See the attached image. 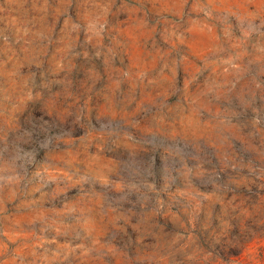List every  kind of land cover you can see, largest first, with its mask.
<instances>
[{
    "label": "clouds",
    "instance_id": "obj_1",
    "mask_svg": "<svg viewBox=\"0 0 264 264\" xmlns=\"http://www.w3.org/2000/svg\"><path fill=\"white\" fill-rule=\"evenodd\" d=\"M187 5L0 0L2 264L62 250L79 264H216L264 232V0ZM119 23L137 46L151 43L156 67L130 66L105 43ZM158 32L166 45L187 34L210 43L192 67ZM78 58L100 62L79 88L67 74ZM38 81L49 90L40 114L28 110L43 96ZM97 216L106 225L93 235Z\"/></svg>",
    "mask_w": 264,
    "mask_h": 264
},
{
    "label": "rangeland",
    "instance_id": "obj_2",
    "mask_svg": "<svg viewBox=\"0 0 264 264\" xmlns=\"http://www.w3.org/2000/svg\"><path fill=\"white\" fill-rule=\"evenodd\" d=\"M132 2H134V0H132ZM192 2L193 0H188V5L186 6L185 11H187L191 7ZM166 3L171 4L172 0H145V6L153 12L157 9L162 8ZM211 4L218 11H224L227 9H234L238 5H242L243 0H211ZM153 5H155V8L153 7ZM120 18L122 21L128 20V16L126 14H121ZM175 19L179 20V17H176ZM6 24V18L0 19V28H5ZM178 27L181 31L184 29L183 25H179ZM111 37H113V39L106 40L105 43L112 45L119 54L124 55L130 66H132L134 62H144L150 68L156 67L152 64L150 58L152 53L151 43L149 42L148 47L145 48L143 46V38H140V46H137L135 33L130 30L127 23L115 24L111 30ZM155 39L165 49L169 47L182 49L188 56L192 67H196L200 64L201 56L210 43V39L207 36H201L198 34H187V38L183 42L174 39L170 45L164 44V42L160 38L159 32L155 35ZM72 64V70L67 74L73 78L78 88L86 79L91 66L95 65L97 68L100 67V62L95 59H89L85 61L83 58H78L76 60H73ZM53 75L54 73H49L50 78ZM60 75L65 74L62 73ZM39 85L40 81L37 82L35 91L43 92V96L38 98L35 102H29L28 104V110L36 111L37 114H40L39 110L44 104L49 91L47 89H42ZM125 87H127V85ZM53 91H55V89H53ZM137 92L141 95L142 98H149L155 95V92L151 87L138 88ZM95 103L96 97L93 96L91 104ZM63 155L64 153L56 154L54 156V160L59 162L60 157H62ZM254 191H256L255 188ZM240 196L242 198L245 197L246 190H242L240 192ZM261 196H264V191H262L260 193V196L256 197L255 199L259 201ZM250 203V201H246L245 203V207L248 208L249 211L252 210L249 207ZM89 213L93 216H96L95 209L91 205L89 206ZM250 222L251 221L246 218L242 224V227L237 229V231L241 235H245L247 226L248 224H250ZM105 225L106 221H101L97 216L96 222L93 225V235H100V233L104 230ZM254 230L256 231V235L254 237H251L246 241H241L237 246L227 248L222 253V258L218 260L216 264H264V232L255 228ZM70 239V237H62L60 242L63 243L65 240L70 241ZM72 243L74 245L76 242L73 241ZM25 256V264H79L77 260V254L73 253L69 255L66 254L63 250L57 257H51L49 255L48 261L41 259L39 255L33 257L28 251L25 252ZM3 259L4 257H0V264H2ZM109 264H116V261H109Z\"/></svg>",
    "mask_w": 264,
    "mask_h": 264
}]
</instances>
